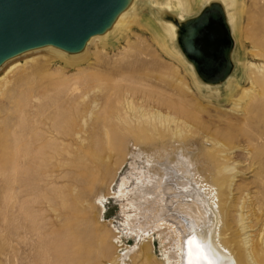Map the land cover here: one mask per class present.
Wrapping results in <instances>:
<instances>
[{"label":"bare ground","instance_id":"obj_1","mask_svg":"<svg viewBox=\"0 0 264 264\" xmlns=\"http://www.w3.org/2000/svg\"><path fill=\"white\" fill-rule=\"evenodd\" d=\"M215 2L185 22L179 36L190 57L200 59L202 73L221 79L228 73L227 18L233 20L235 0ZM185 4L169 0L167 9L180 16ZM132 12L120 10L80 52L110 28L126 36L133 24L142 26ZM168 29L175 37V27ZM77 54L44 45L0 64L5 120L0 244L5 254L22 264H86L84 242L96 235L88 209L104 206L109 197L132 195L138 206L127 230L140 243L126 253L130 264H153V233L167 239L162 264H264V66L242 65L251 82L241 92L243 103H231L239 109H230L232 119L222 120L225 128H210L182 94L174 98V91L148 82L149 73L146 77L138 68L141 54L123 64L117 54L103 62L104 48L92 59ZM56 59L76 67L74 75L58 74V65L52 66ZM235 88L232 82L226 85L229 91ZM132 148L142 165L135 162L118 178ZM116 153H122L120 163L111 171ZM107 239L101 231L96 236L102 255L118 241L115 235ZM118 254L101 264H125V255Z\"/></svg>","mask_w":264,"mask_h":264},{"label":"rangeland","instance_id":"obj_2","mask_svg":"<svg viewBox=\"0 0 264 264\" xmlns=\"http://www.w3.org/2000/svg\"><path fill=\"white\" fill-rule=\"evenodd\" d=\"M183 1L186 4L178 11L180 16L174 17L167 9L169 0H128L125 8L130 12L134 11L132 12L134 18L139 21L143 27L139 24H133L129 30L130 32L128 31L129 33L126 34L127 38L120 29L110 28L102 38L96 40L94 44L89 46L90 50L86 49L82 52H80V50L76 52V54L78 53L77 55L84 58L90 55V59H92V55L95 51L104 48L108 58L104 59L103 62L110 59L109 57L117 54V57L121 59V64H123L124 61L131 59L135 54L139 53L141 54L142 61L140 62V66L138 64V68L143 75L149 73L147 75L149 77L146 78L149 83L156 84L157 82L158 84L156 85L160 87L163 85L162 89L165 88L164 90L166 91L170 89V92L174 91V98L182 94L183 98L186 99V103L189 102L188 104L190 107L192 106V109L195 110L200 121L208 127L212 128L214 125H219V127L225 128L223 121L232 119V111H230V109L234 108L232 106L234 99H238L240 103H243L245 98H240L241 92L244 89H249L251 86L250 79L244 72L245 65L256 63L255 65L264 66V45L259 41V37L262 36L261 39L264 42V0H235V4L230 9L233 13V20L231 21L229 17L227 18L230 36L227 50L228 73L221 79H212L202 74L197 65L194 64L192 58L182 48L181 37L179 36L185 22L196 17L208 6H217L218 4H216L215 0ZM169 25L173 30L175 27V37L169 32ZM126 39L130 42V47L127 46ZM124 47H126V51L119 56L118 53L122 51ZM29 55L31 54L28 53L26 56L17 57L15 59L20 61ZM120 62L118 60V66L121 65ZM57 65L58 69H56V71L58 74L65 76L74 75L76 67L72 68L56 59L52 63V66L54 67ZM83 65L84 63L77 67ZM242 65L244 66L243 68H241ZM228 82H232L236 85L233 91L226 89ZM187 87L190 92L186 90ZM200 88H202V91ZM218 99L224 100V102L218 104L216 103ZM221 108L227 110H220ZM238 109V107L236 109L234 108V110ZM4 121L3 114L0 113V132L4 125ZM200 128V125H195L193 130L200 133ZM195 148L198 149L199 145L195 144ZM132 150L133 148L130 150L129 159H127V162L121 167L118 178L129 174V169L135 162L138 166L142 165L141 160H143V158L135 157V153L136 155L138 153ZM236 153L239 154V151H236ZM116 154H118L117 163L111 167V171L115 169V165L120 163L119 156L122 153ZM236 183L240 184L239 181ZM134 187L135 186H130L128 189ZM131 196L132 195L128 197H109L106 200L103 199L104 206L95 204L88 209L87 216L91 219V229L96 235L88 237L86 242H84L86 264L104 263L107 259L113 257L115 251L121 254V257L125 255V264L132 263L126 257V253H131V250L134 251V248H136L140 242L138 241V236L129 233L130 230L127 227V222H129L127 220H130V216L135 214L138 206V200L134 201L133 198H130ZM100 197H104L103 191L100 193ZM100 231L106 239L108 237L107 240H109L112 235L116 236L118 244H114V247L118 246L117 250L113 247L110 249L109 253L107 252L104 255L101 254L96 240V236L100 234ZM151 232L152 231L149 230V233ZM153 236L154 242H152V250L149 253L150 261H152L153 264H162L163 258H165L167 239L163 238V234L157 236L156 233H153ZM4 251L6 252L5 247L0 244V264H22L18 257H9Z\"/></svg>","mask_w":264,"mask_h":264},{"label":"water","instance_id":"obj_3","mask_svg":"<svg viewBox=\"0 0 264 264\" xmlns=\"http://www.w3.org/2000/svg\"><path fill=\"white\" fill-rule=\"evenodd\" d=\"M127 1L0 0V64L44 45L76 53L109 27ZM199 60H193L198 68Z\"/></svg>","mask_w":264,"mask_h":264}]
</instances>
